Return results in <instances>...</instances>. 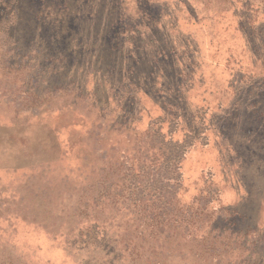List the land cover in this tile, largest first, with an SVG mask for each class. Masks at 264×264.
Here are the masks:
<instances>
[{
  "label": "rangeland",
  "instance_id": "1",
  "mask_svg": "<svg viewBox=\"0 0 264 264\" xmlns=\"http://www.w3.org/2000/svg\"><path fill=\"white\" fill-rule=\"evenodd\" d=\"M0 264H264V0H0Z\"/></svg>",
  "mask_w": 264,
  "mask_h": 264
}]
</instances>
